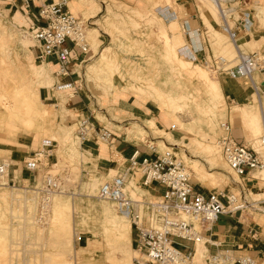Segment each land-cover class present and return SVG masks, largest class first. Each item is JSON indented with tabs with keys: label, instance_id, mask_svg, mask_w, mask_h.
<instances>
[{
	"label": "rangeland",
	"instance_id": "374dc122",
	"mask_svg": "<svg viewBox=\"0 0 264 264\" xmlns=\"http://www.w3.org/2000/svg\"><path fill=\"white\" fill-rule=\"evenodd\" d=\"M218 1L217 21L210 15L215 7L207 0H67L69 9L74 13L80 10L87 23L90 51L87 58L74 62L73 75L78 92L89 106L96 107L95 119L105 123L116 120L114 126H125L128 134L132 130L138 140L152 144L157 150L175 144L177 156L190 169L193 185L206 191L231 185L234 179L215 142L221 132L219 120L228 119L235 136H243L242 141L248 145V139L254 137L252 131L256 130L259 139L264 132V93L253 96L256 90L243 78L250 86V95L243 103H228L218 82L226 74L219 71L220 67L232 65L239 50L257 51L264 57L261 26L264 0ZM187 2L197 8L200 19L194 26L198 31L187 29L184 20L189 14L182 4ZM4 6L0 3V159L10 156L5 147L14 142L17 134L33 138L36 148L41 139H52V155L47 164L31 175L24 169L26 179L13 180L7 169L4 182L0 181V264H130L134 255V251H129L134 238L130 224L128 232L116 230L110 219L121 214L112 202L96 196L97 186L92 189L86 186L89 179L95 178L98 185L105 176L96 174L86 164L85 156H79L81 141L74 132L75 119L62 120L63 104L58 100L46 104L39 99V87L53 84L51 71H44L39 67L44 61L40 63L33 58L29 48L34 40L29 27L16 22ZM259 7L263 8L261 14ZM205 14L207 26L203 21ZM223 14L236 30L235 40L221 26ZM244 18L247 21L242 26ZM90 28L97 32L92 39L87 31ZM186 32L194 33L196 41L200 40L203 56L188 54L190 42ZM104 50L106 58L101 56ZM177 59L184 60L192 72L181 67ZM252 76L263 89L261 74L254 72ZM107 78H112V82ZM215 83L220 95L214 89ZM147 85L157 87L173 103L161 104V98L149 95L151 87ZM136 90H144L146 94ZM60 98L62 101L64 96ZM132 99L152 103L155 109L168 114L173 120V130L155 126L156 130L148 125L147 120L153 118L144 115L123 123L121 119L127 115L126 107ZM232 108L239 110L242 118L231 112ZM242 110L249 111L250 120L242 115ZM112 150L114 156L118 154ZM43 171L54 174L60 186L51 195L42 219L38 218V194L33 184L40 180ZM207 172L221 174L220 187L210 183ZM252 174L260 180L247 181V198L263 199L264 171ZM138 175V170H134L133 178L126 179L130 182H126L125 189L133 198L129 188L137 198L138 192H145L143 186L137 185ZM256 206L246 213L264 219V213L257 210L264 207V199ZM198 243L195 257L201 256L203 250L202 242Z\"/></svg>",
	"mask_w": 264,
	"mask_h": 264
},
{
	"label": "built area",
	"instance_id": "2783aa9c",
	"mask_svg": "<svg viewBox=\"0 0 264 264\" xmlns=\"http://www.w3.org/2000/svg\"><path fill=\"white\" fill-rule=\"evenodd\" d=\"M39 2V22L29 26L37 57L40 60L47 56L54 57L57 61L55 76L70 75L74 72V68L70 67L72 60L77 63L87 58L85 56H88L86 54L90 51L86 36L87 23L81 14L69 9L67 0ZM223 19V30L235 40L234 26L228 25L225 15ZM243 20L242 26L246 24L247 19ZM261 26L264 31V9ZM219 71H225L231 78H247L254 91L264 93V88L261 89L252 76V73L259 72L264 84V57L257 51L239 50L236 61L230 66L220 67ZM74 82L71 79L57 78L52 87L57 90L72 87L74 84L77 87V82ZM218 125L221 132L215 142L225 163L239 179H231V185L205 192L195 189L191 184L190 169L177 156V146L169 144L162 150H156L150 143H147V146L156 150L155 154L136 159L137 149H134L129 156L130 172L134 174V170H138L139 182L142 185H148L152 181L162 184L164 188L160 194H142L140 198L133 199L125 189L127 170L105 177L98 183L96 196L112 202L116 211L126 215L129 220L134 236V255L130 264H197L195 244L203 242L202 229L208 228L220 213L246 212L255 209L256 204L264 199L247 198L249 195L246 186L247 181L260 180L252 172L264 170V148L257 151L250 144L235 139L231 134V123L228 119L219 120ZM74 132L78 134L81 142L89 139L109 141L111 138V130L95 123L88 115L75 119ZM260 140L264 146V132ZM51 142L52 139H41L40 146L23 158V167L30 175L47 164V157L52 155ZM8 166L9 160L1 158V183L4 182L3 177ZM59 186L57 177L46 171H43L40 180L33 184L38 194V218L43 219L50 197ZM257 210L264 213V207ZM206 261L208 264H231L235 261L240 264H255L248 255L233 256L227 249L208 254Z\"/></svg>",
	"mask_w": 264,
	"mask_h": 264
},
{
	"label": "crops",
	"instance_id": "0c3cea01",
	"mask_svg": "<svg viewBox=\"0 0 264 264\" xmlns=\"http://www.w3.org/2000/svg\"><path fill=\"white\" fill-rule=\"evenodd\" d=\"M134 1L136 0H131V2ZM0 3H2L3 6L5 5L8 7L12 17L21 25L23 24L26 27H29L31 24L39 22L37 17V11L40 4L39 0H0ZM182 4L185 9L187 8L188 11L186 12L189 14V18L184 20L188 25L187 28L189 29L192 27L198 29V27L194 26L197 18L200 19L197 14L196 6H192V2H187V5L185 3ZM77 14H80V10H77ZM191 34L192 35L187 33L188 41L190 42V50L189 52L187 51L188 54L191 55L192 53L196 58L198 56H203L201 52L203 47L200 40L196 41L195 34ZM30 45L31 48L29 49L33 58L38 60L40 63L44 61L41 65H39V67H42L44 71L49 73L51 71L53 82L57 78L76 81L73 73L63 77L55 76L54 70L57 68V61L55 58L47 56L43 60H40L37 57V49L34 46V43ZM75 61L74 59L72 60L70 65L71 69L74 66ZM49 66L51 67V70ZM218 82L223 97L228 103H243V101L247 99L248 95L251 93L250 86L246 84L243 77L231 78L226 74H222L219 77ZM256 94L260 97L258 90L254 92L253 96ZM38 95L39 99L46 101V104L56 103L57 100L61 102L63 104L64 112L62 120L65 122L72 121V119H76L81 115H88L95 123L103 125L111 130V138L109 141L89 139L80 143L79 149L81 153L79 156H85L87 159L86 164L89 165L96 174L109 177L127 170L126 177L129 178L130 176L129 179H131L132 176L130 172L131 168L129 156L132 154L133 150L137 149L135 156L136 159H139L142 156H153L155 154L154 151L157 150L156 148V150L148 148L147 143L143 140H138L136 136L129 135L125 131V126H120V128L114 126L113 124L116 123V120H114L113 123L110 121L106 123L97 121L93 113V110H95L96 107L93 108L89 106V103L85 100L81 93L78 92L75 84L72 87L63 90H57L52 87V85L51 87L40 86L38 89ZM61 95L64 96L62 101L60 98ZM251 102L249 105H251ZM126 108L128 112L125 118L121 119L123 123L126 119L144 115L152 117L157 126L169 131L173 130L172 118L161 109H155L152 103L149 104L146 101L138 102L132 99V102L128 104ZM230 111L237 113V115L242 118L239 110L232 108ZM58 117H60V115H58ZM107 123H110L111 126ZM231 134L238 141H242V139H244L241 135L238 137L235 136L232 128ZM33 141L34 140L31 137L17 134L14 137V142L6 144L8 147H5V149L10 151V156L8 157L9 159L7 158L9 160L8 174L15 181L26 179V172L23 167V158L29 155L32 149L36 148L33 146ZM112 148H114L118 153L115 156L113 155ZM47 159H49V157H47ZM126 182H130V180H127ZM191 184L199 191H206L193 185L192 180ZM137 185L143 186V189L145 190V192H138V198H140L142 194L145 196L160 194L164 188L162 184L155 181H152L148 185H142L139 182ZM129 191L135 198H137L133 189L129 188ZM201 235L203 238V250L201 256L195 257L197 264H208L206 261L207 255L223 249H227L233 256L248 255L254 260L255 264H264V219H260V216L258 215L238 211L220 213L208 228L201 230ZM132 244L133 241L131 240V245ZM231 264L240 263L235 261Z\"/></svg>",
	"mask_w": 264,
	"mask_h": 264
},
{
	"label": "bare ground",
	"instance_id": "6f19581e",
	"mask_svg": "<svg viewBox=\"0 0 264 264\" xmlns=\"http://www.w3.org/2000/svg\"><path fill=\"white\" fill-rule=\"evenodd\" d=\"M213 7H215L214 8V11H212L211 13H210V15L211 16H213L214 18V20H220L219 19V17H218V15L216 14V9H217V11H218V9H219V1L218 0H215V1H213V0H207ZM202 4V3H201ZM201 9V8H200ZM262 7H259L258 8V11H259V13L261 14L262 13ZM213 14V15H212ZM203 15V14H202ZM206 15V14H205ZM208 16L206 15L204 18H203V21L206 23V26L208 25V22H209V20H208V18H207ZM84 20V19H83ZM218 23V22H217ZM229 25V24H228ZM188 29V28H187ZM188 30H196V31H198V29H196V28H189ZM88 32H89V36H90V38L92 39V38H94V37H96L97 36V32H96V30L95 29H92V28H90V29H88L87 30ZM2 32V31H1ZM2 34V33H1ZM216 34V33H215ZM105 52V50L103 51V53L101 54V56L102 57H104V58H106V56H104L106 53H104ZM173 54L176 56V50H175V48L173 47ZM177 63H179V64H182V66L181 67H183V68H185L188 72H192V69L189 67H186L185 66V64H184V60H182V59H177ZM43 62V61H42ZM176 62V61H175ZM98 70H103V69H101L100 67L98 68ZM104 71V70H103ZM105 72V71H104ZM110 78H107V80H109ZM112 79V78H111ZM110 79V81L109 82H112V80ZM148 86V85H147ZM150 86V85H149ZM148 86V87H149ZM214 86V89L219 93V95H220V90H219V87H218V85L215 83V85H213ZM151 88V91H149L148 93H149V95H151L153 98H155V96L157 97H159V98H161L162 100H163V102H161V104H164L165 103V105H169L170 106V103L172 104L173 103V99L171 98V97H169L168 95H164L163 93H161V91H159V89L157 88V87H155V86H150ZM135 88V87H134ZM140 88V87H139ZM141 89V88H140ZM136 91H138V93H145L146 94V92L144 91V90H136ZM163 96H165V97H163ZM181 98L182 97H184V95H181L180 96ZM173 105H175V104H173ZM176 107H178V106H176ZM212 107H216V104H214L213 103V105H212ZM173 109V108H172ZM175 109V108H174ZM213 109V108H212ZM173 112H175V111H173ZM241 112H243L242 113V115L243 116H245L247 119L249 118V111H247V110H242ZM249 120H250V118H249ZM148 121V125L149 126H151V127H153V128H155L156 130H157V127H155V126H157L156 124H155V122L153 121V119H148L147 120ZM248 124H251V125H253V123L252 122H248ZM162 132L161 133H164V134H166L163 130H161ZM130 133L129 134H134V135H136V133H134L132 130H130L129 131ZM251 132V131H250ZM144 132H142V131H140V134H143ZM252 134H253V139L251 138V139H248V141L249 142H247V143H249L250 144V146L252 147V148H254L255 150H257V151H262L263 150V148H264V146H263V144H262V142L260 141V139L258 138V137H256V130L255 131H252ZM43 139H47V138H43ZM262 171H264V170H262ZM191 173V172H190ZM234 173V172H233ZM207 174H210L209 176H210V178H208V180L210 181V183L211 184H213V185H215V186H217V187H220L219 185H221L222 183H221V181H222V178H221V174L220 173H218V174H216V173H208L207 172ZM259 175V174H258ZM208 177V176H207ZM234 180H239L238 179V176L234 173ZM263 178V177H262ZM95 178H93V179H89L88 181L89 182H87L86 183V186H88V188L89 189H92L93 187H95L96 188V186L97 185H95ZM96 184H97V182H96ZM125 186H126V182H125ZM90 191V190H89ZM96 191V190H95ZM52 197V196H51ZM134 199V198H133ZM119 214H121V213H119ZM110 221L114 224V228L116 229V230H118V231H121V232H128L129 231V222H127V216L126 215H124V214H121L120 215V217L119 218H112V219H110ZM199 242H201V241H199ZM198 242H196V244H197ZM195 244V245H196ZM199 244V243H198ZM130 245V244H129ZM129 251H133V248L132 247H130L129 246ZM127 253V252H126ZM196 254H198V253H196Z\"/></svg>",
	"mask_w": 264,
	"mask_h": 264
}]
</instances>
